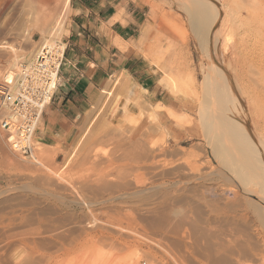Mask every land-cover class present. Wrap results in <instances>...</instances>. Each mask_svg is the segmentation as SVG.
Instances as JSON below:
<instances>
[{
	"label": "rangeland",
	"instance_id": "rangeland-1",
	"mask_svg": "<svg viewBox=\"0 0 264 264\" xmlns=\"http://www.w3.org/2000/svg\"><path fill=\"white\" fill-rule=\"evenodd\" d=\"M130 1L146 79L36 162L0 134V264H264V0ZM64 2L0 0V70L63 41Z\"/></svg>",
	"mask_w": 264,
	"mask_h": 264
},
{
	"label": "crops",
	"instance_id": "crops-1",
	"mask_svg": "<svg viewBox=\"0 0 264 264\" xmlns=\"http://www.w3.org/2000/svg\"><path fill=\"white\" fill-rule=\"evenodd\" d=\"M69 7L60 85L35 134L50 147L65 146L79 126L97 118L115 73L124 71L140 85L147 72L136 51L141 7L130 0H69Z\"/></svg>",
	"mask_w": 264,
	"mask_h": 264
},
{
	"label": "built area",
	"instance_id": "built-area-1",
	"mask_svg": "<svg viewBox=\"0 0 264 264\" xmlns=\"http://www.w3.org/2000/svg\"><path fill=\"white\" fill-rule=\"evenodd\" d=\"M62 41L42 42L28 63L0 70V134L9 150L36 162L34 135L60 85Z\"/></svg>",
	"mask_w": 264,
	"mask_h": 264
},
{
	"label": "bare ground",
	"instance_id": "bare-ground-1",
	"mask_svg": "<svg viewBox=\"0 0 264 264\" xmlns=\"http://www.w3.org/2000/svg\"><path fill=\"white\" fill-rule=\"evenodd\" d=\"M184 4H185V8H186V10L188 11V12H190L191 14H198V15H201V17H203V20L204 21H206L207 19H208V17H210L209 15V13H207L205 10H204V8L201 6V4L200 3H198L197 1H195V0H183L182 1ZM181 2V3H182ZM61 6H63V8L64 9H66L68 6H69V0H65V2H64V4L63 5H61ZM184 6V5H183ZM62 8V9H63ZM61 9V10H62ZM62 12V11H61ZM66 12V11H65ZM200 17V16H199ZM214 22H215V20H214ZM199 24V23H198ZM211 24H213V23H211ZM211 29V28H210ZM50 43H53V42H50ZM165 61V60H164ZM168 63L166 62V64L165 65H167ZM165 65H164V67H165ZM170 65V64H169ZM171 67V66H170ZM163 68V67H162ZM166 68H168L169 69V67H166ZM171 69V68H170ZM164 70H166L167 71V69H164ZM164 72V71H163ZM168 72V71H167ZM167 75V74H166ZM184 75V74H183ZM165 76V75H164ZM180 78V77H179ZM161 79H163V77L161 78ZM165 79L167 80V81H169V83H170V86H172L174 83H175V79H174V77H172V76H170V77H168V78H166V76H165ZM164 79V80H165ZM181 80H183L182 78H180ZM116 80V79H115ZM211 80V76L209 75V74H207V75H205V77H204V82H205V84L207 83V82H209ZM163 81V80H162ZM184 82H186L189 86H190V88H192V86L191 85H194L195 83H194V80H193V78L192 77H190L189 75H187L186 76V78L183 80ZM118 82V80H116L115 81V83H117ZM204 82L202 81L201 83L204 85ZM178 83V82H177ZM183 83V82H182ZM197 84V83H196ZM178 85H180V84H177L176 86H178ZM203 85H202V87H203ZM174 86V85H173ZM181 86V85H180ZM194 88L196 89V87L194 86ZM194 88H193V90H194ZM143 89V88H142ZM171 89H173V87L171 88ZM170 89V90H171ZM178 90V92L179 93H181L182 91H181V89H183V88H181L180 89V87L179 88H174V90ZM144 90V89H143ZM169 90V91H170ZM174 90H171V93H172V91H174ZM184 90V89H183ZM190 90V89H189ZM196 91V90H195ZM190 92H191V90H190ZM193 92V91H192ZM191 92V93H192ZM199 92V91H198ZM175 93V92H174ZM176 93H177V91H176ZM179 93H178V95H179ZM173 94V93H172ZM198 94V93H197ZM177 95V94H176ZM193 95V94H192ZM156 110L157 111H164L165 112V114L166 115H168V117L169 116H171V117H177L178 119L179 118H181V119H187L186 117H184V116H182V115H180V114H178V113H176L175 111H174V109H172V108H170V107H165L164 105H162V104H160V103H156ZM176 118V119H177ZM222 121V120H221ZM187 122V121H186ZM226 123V122H225ZM223 126V125H222ZM230 127V126H229ZM249 161H250V163L252 164L253 163V159L250 157L249 159H248ZM264 172V171H263ZM255 173L257 174V171H255ZM241 175V174H240ZM243 175V174H242ZM260 175V174H259ZM250 176H253V174L252 175H250ZM260 177V176H259ZM254 178V177H253ZM257 178V177H256ZM263 178V177H262ZM262 178H259V179H262ZM258 179V181H260ZM244 181V180H243ZM262 181V180H261ZM258 185V184H257ZM244 186H246V185H244ZM261 189V188H260ZM119 236V235H118ZM105 237V236H104ZM130 239V238H129ZM141 241V240H140ZM264 241V240H263ZM138 243H139V241H138ZM221 243V242H220ZM253 243V242H252ZM226 244V243H225ZM251 245V244H250ZM256 245V244H255ZM262 245H263V243H262ZM252 247H254V246H252ZM258 250V249H257ZM264 250V249H263ZM260 252V251H259Z\"/></svg>",
	"mask_w": 264,
	"mask_h": 264
}]
</instances>
